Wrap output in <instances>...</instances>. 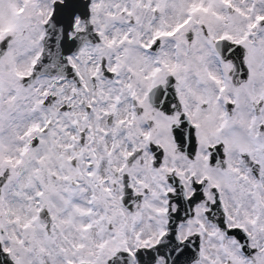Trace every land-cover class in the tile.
Here are the masks:
<instances>
[{
    "label": "snow or ice",
    "instance_id": "1",
    "mask_svg": "<svg viewBox=\"0 0 264 264\" xmlns=\"http://www.w3.org/2000/svg\"><path fill=\"white\" fill-rule=\"evenodd\" d=\"M0 264H264V0H0Z\"/></svg>",
    "mask_w": 264,
    "mask_h": 264
}]
</instances>
